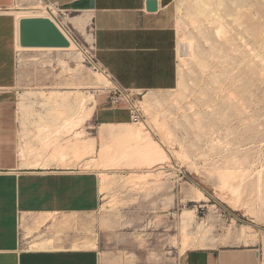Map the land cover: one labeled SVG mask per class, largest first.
Returning <instances> with one entry per match:
<instances>
[{
    "label": "rangeland",
    "instance_id": "1",
    "mask_svg": "<svg viewBox=\"0 0 264 264\" xmlns=\"http://www.w3.org/2000/svg\"><path fill=\"white\" fill-rule=\"evenodd\" d=\"M34 2L35 0H32V3L36 5ZM247 3V38L250 50H255L251 51V57H249L250 63L253 65L249 63L246 84L241 87V84L235 83L234 87L232 86L233 91L231 88L228 89L233 94V96L230 94L232 98L230 96L231 99L224 100V102L213 97V92L219 86L218 82L222 80L215 63L217 59L214 61L216 57L212 47H215L217 42L213 32L206 31V36L203 37L198 32L192 31L190 27L178 28L179 9L182 6L178 0H174L172 3L176 52L178 37L185 34L196 42H193V52L191 50L193 58L196 60L194 61L199 62L198 64L202 67L205 64V67L208 68L206 67V70L204 67L202 72H198L196 66H191L195 84L193 91L191 92L188 88L187 92L184 87L179 89L180 69L176 53V88L169 92L154 93L163 104L162 113L164 116L166 115L164 127H154L151 124V117L144 112L142 107L144 125L148 126L152 138L158 143L160 142L165 152H168L169 163H165L160 169L164 172L160 179L165 182L167 189L158 191L153 180H139L140 182L137 181L134 184L130 177L134 171L144 169H129L128 166L123 165L117 170H110V175L115 176L112 175L114 181L110 184L112 185L111 189L108 188L104 196L99 194L98 210L89 216L76 218L75 224L78 230H75L74 234L78 239L83 238V241L96 239V251L99 254L100 264H178L181 254L191 250H201L192 248L178 254L181 252L180 213L185 209H195L197 221L206 220L208 217L212 218L211 236L214 238V246L203 250L258 249V264H262L264 255L261 245V239L264 236V182L262 184L256 182V172L264 168V0H247ZM77 36L84 58L79 66L65 52H21L20 62H18L19 81L14 91L15 97L17 98L18 94L25 89H43L45 91L77 89L82 93L93 94L96 105H109L112 85L107 88H99L95 84L94 74L100 72H96L88 62V58L92 55L91 46H88L78 34ZM206 40L210 44H206L208 43L205 42ZM183 52L189 53V48ZM66 63L70 68L69 72L67 67L65 69ZM182 80L190 86L191 83L186 76H183ZM237 88L238 91L234 92ZM201 90L204 92L202 98L205 96V99L201 98V102L197 101V104L193 97H198ZM144 95H139L137 99L142 101ZM181 95L183 96L181 97ZM184 96L188 97L184 99ZM180 98L182 99L179 100ZM183 101L191 102L193 110H191L192 108L181 109ZM46 102V99L35 101L32 105L33 111L27 110V107H20L18 110V113L28 117L25 118V121H31V117H35L32 121L37 132H40L42 125L44 126L42 124L41 128L38 127L40 124L38 122L39 115L44 120L47 119ZM242 103L245 107L243 108L241 105L242 110L246 111L239 109L238 105L240 106ZM57 109L58 107H53V111ZM192 112L198 116H194ZM198 112L204 121H201ZM246 112L247 114H245ZM238 113L244 114L242 116ZM182 115L186 116L185 119ZM193 116L196 118L195 120ZM52 124L54 130L58 132L60 121L57 117H53ZM131 124L133 125V123ZM140 125L143 124H134L133 126L140 127ZM90 127L87 129L89 134H85V136L95 139L98 134V126L92 123ZM53 134L55 135L54 132ZM37 135L40 134L37 133ZM56 136V142L59 138H61L60 141H64L65 137H68L67 135L65 137ZM54 143L46 149L52 147ZM96 146L98 148L99 144ZM85 158L88 159L90 156L78 159L81 161V169L84 168L83 170L97 175L100 186L99 170L86 169L82 165L85 164ZM80 163L78 162L77 166ZM242 163L245 165H241ZM152 170L154 168L148 171ZM217 170L221 172L228 170L229 173H234L232 178L227 179L224 183L220 180ZM127 179L131 182H128ZM198 190L207 198L204 200L205 202H194L197 199ZM110 198L112 200L109 201ZM186 200L188 201L185 202ZM245 227H249L251 230L244 238L229 236L230 232Z\"/></svg>",
    "mask_w": 264,
    "mask_h": 264
},
{
    "label": "crops",
    "instance_id": "2",
    "mask_svg": "<svg viewBox=\"0 0 264 264\" xmlns=\"http://www.w3.org/2000/svg\"><path fill=\"white\" fill-rule=\"evenodd\" d=\"M48 1L68 10L71 17L90 15L95 57L121 88L138 94L176 88L174 0ZM147 1L156 2V11L146 10ZM30 3L32 0H0V264H100L96 249L70 248L84 240L75 232L63 235L62 247L55 249L32 250L21 239L22 217L54 213L79 218L96 212L99 204L97 175L81 169V163L63 168L55 164L27 166L35 157L27 155V146L35 151L41 147L32 141L38 133L32 121L35 117L25 121L28 117L18 113L14 91L20 73L17 45L22 19L16 13L31 10ZM72 26L85 40L82 31ZM93 114L84 127L86 134L92 123L99 127L130 122L126 110L108 104H97ZM54 151V147L45 149L39 163L52 162ZM258 259V249H201L185 252L178 264H258Z\"/></svg>",
    "mask_w": 264,
    "mask_h": 264
},
{
    "label": "bare ground",
    "instance_id": "3",
    "mask_svg": "<svg viewBox=\"0 0 264 264\" xmlns=\"http://www.w3.org/2000/svg\"><path fill=\"white\" fill-rule=\"evenodd\" d=\"M178 1L182 6V8L180 7L181 9H179L180 17L177 23L178 28H182L184 26L190 27L192 31L198 32V34H201L203 37L206 36V31L213 32L217 42L215 47H212V50L214 51L216 57L214 58V61H216L215 59H217L215 63L216 66L218 67L219 75L222 78L220 82L217 81L219 83L218 84L219 86L217 90L213 92V97L214 98L217 97V99L223 100V102L224 100L231 99L233 94H231V92L228 89L231 88V91H233L232 86L234 87L235 83L241 84L242 85L241 87H243L246 84L245 80L250 63V58H249L251 57L250 53L255 51L254 49L250 50L251 48L249 46V42L247 38V32H248L247 0H178ZM35 4L36 5H34L33 3L29 4L31 10L17 12L16 13L17 18L21 19V18H30V17H43V18H49L51 20L53 19L50 16V14H48L43 8H41L37 3ZM67 22L79 28L82 31L83 35L85 36V40H84L85 43L88 46L90 45L92 47L93 34L91 35L87 30L88 26L90 25V15L87 13H82L79 14L78 16L74 15L73 17H69L67 19ZM59 29L61 30L60 27ZM61 32L68 42L67 47L23 48L18 44L17 45L18 62H20L19 58H21L20 56L21 52L58 51V52H65L74 61H76L77 66H79L80 62H82V59H84L81 48L78 45L79 43L77 44L75 41H73L62 30ZM203 39L205 40V38ZM193 42L194 40H192L189 36L182 34L181 36L178 37L177 52H176L177 60L179 63V69H180V76H179L180 80L178 82V87L179 89L180 88L182 89L184 87L186 88V91L189 88L191 92L193 91L192 89L195 86L194 78H193V68L191 66L193 65L196 66L198 68L197 69L198 72H202L203 68L205 67V64L204 67H202L200 64H198L199 62L196 63L195 62L196 60L193 58L194 55L191 53V50L193 48ZM205 42H208V40H206ZM206 44H210V42ZM188 48H189V53L186 52L184 53L183 51ZM210 55L212 56L213 54ZM195 58L197 57L195 56ZM251 64L253 65V63H250V65ZM66 67H67V63L65 65V69ZM206 67L204 69L207 70L208 67L207 68ZM68 69H70L69 66L67 67V70ZM260 73L262 74V72ZM183 76H186L188 78L189 83H191L190 84L191 88L189 85H186L183 82L182 80ZM94 79H95V84L99 88L100 87L107 88L111 86L110 80L102 73H95ZM207 79L209 78L207 77ZM212 80L214 81L213 78ZM202 91L203 90H201L200 95L198 92V95L201 97L199 96L193 97L195 98V100L194 99L193 100L196 101L197 104H198L197 101L201 102L202 99H205L204 98L205 96L202 98V95H204V92ZM235 91H238V88L237 90L235 89L234 92ZM187 95L189 96V94ZM182 96L183 95H181V97ZM188 96L186 97L184 96L185 98L184 97L183 98L186 99ZM235 96L234 98H236ZM39 99H46L47 101L45 104V107L48 108L46 113L47 119L44 120L41 117V115H39L40 120L38 122L40 124L38 125V127L41 128L42 124H44V126L42 125L40 132H38V134L40 135H35L32 141L39 144L41 149H39V151H35V149L33 150L30 144L27 146V155L30 157L35 155L34 162L28 163L27 166L37 167V166H49L51 164H55V166L57 165L62 168L75 167L77 166L78 162L79 163L81 162L78 159L83 158L85 156H90V158H88L87 161H84L85 164L82 165H84L86 169L99 170L100 172L99 175L101 177L99 194H102V196L105 195L106 190L112 186L110 184H112L114 181L113 180L114 175L113 174H112L113 176L110 175L111 174L110 170L111 171L114 169L117 170L120 168V166L123 165L128 166L129 169L138 168L139 170L141 169L146 170V172H143L144 170L136 171V172L134 171L132 177H130V180H132L134 184H136V182L139 180L142 181L153 180L156 183L155 185L157 186L156 188L158 191H162V190L164 191L165 189H167L165 182H162V180L160 179V177L163 176L164 173L160 169L163 168L162 165H164L165 163H169V158L167 156L168 152L167 153L165 152L160 142L158 143L152 138L150 133L151 131L149 130L148 126L143 124L140 125V127H135L133 126L134 124L132 125L131 123L101 124L98 127V134L96 138L95 139L88 138L85 136L86 133L84 131V127L88 125V123L91 121L92 115H95L93 113L95 110L96 99L93 94L82 93L77 89L51 90V91H45L43 89H25L22 91V93L18 94L17 110H19L20 107H27V110L30 109L33 111L32 105L35 103V101ZM181 99L182 98H180L179 100ZM184 101L183 103H181V109L184 108L191 109L192 108L191 105L193 106V104H191V102H184ZM176 103L177 102L175 101V104ZM177 104L176 106L178 107ZM243 104L244 103L240 104V106L238 105V107L239 109H241V111H246L244 109L242 110ZM140 105H142L141 108L142 107L144 108V112H146V114H148L151 117L152 120L151 124L154 127L156 128L164 127L165 125L164 118L166 115L164 116L163 115L164 113H162V111L164 110L163 104L161 100L154 95L153 92H149L145 94L143 96L142 101H140ZM54 106L58 107L56 111H53ZM193 108L191 110H193ZM209 109L208 111H210ZM212 111L213 110H211V112ZM34 112L37 113L36 111ZM192 113L194 115V112ZM238 114L240 115L242 113H238ZM245 114H247V112ZM182 116L184 117V115ZM194 116H198V114ZM194 116L193 118L195 120L196 118ZM53 117H57L60 121L58 132H56V130H54L53 128V124H52ZM160 117H162L161 120ZM199 118H200V113H199ZM202 120L203 119H201V121ZM198 121L200 122L199 119ZM53 132L55 133V135L53 134ZM56 135H58V137H65L67 135L68 137H65L66 140L63 139L64 141H60L59 139L61 138H59L58 141L56 142L55 141L57 138ZM53 142L55 143L53 144L52 147L55 148L54 152L56 155L54 156L52 162L45 161L46 163L45 162H43L42 164L39 163V161L42 159L41 156L43 155L42 154L43 151ZM97 144H99L98 148L96 146ZM21 156L22 157L25 156L24 151L21 153ZM73 158H75V160H72ZM233 160L235 161L236 159ZM241 165H245V163H242ZM153 168L154 170L148 171ZM228 170L231 171V169ZM228 170L226 171L223 170L222 172L220 170H217L219 171L220 180H222L224 183L225 181H227V179L232 178L234 173V172L229 173ZM130 180L128 181L127 179L128 182H131ZM256 182H261V184L264 182V168L256 172ZM155 185L153 183V186ZM200 190L197 191L198 196L196 201H194L196 203L207 200V198ZM112 199L110 198L109 201ZM187 201L188 200H186L185 202ZM195 211H196L195 209H185L182 211V213H180L179 233L181 235V249H180L181 252H179L178 254L184 253L185 251L192 248L206 249L211 246H214L213 244L214 238L211 236V230H213L212 218L208 217L206 220L203 219L202 221H197ZM57 216L54 215V213L53 214L42 213L41 215H37L32 219H28L29 216L27 217V219L22 217L20 223L21 239L22 241L28 244L29 249L46 250V249L61 248L62 247L61 244L63 243L61 237L63 235L69 234L70 232H75V230L76 231L78 230L75 224L76 222L75 220L77 218L75 215L61 214V216L58 217ZM50 221L52 222V224L50 223L51 225L47 227V224ZM250 230L251 228L249 227L240 228L230 232L229 236L235 238H244L245 236H247ZM261 245H262V249L264 250V236L261 239ZM70 248L97 249V241L96 239H94L93 241L86 240L79 243L74 242ZM262 259H263L262 264H264V255Z\"/></svg>",
    "mask_w": 264,
    "mask_h": 264
},
{
    "label": "built area",
    "instance_id": "4",
    "mask_svg": "<svg viewBox=\"0 0 264 264\" xmlns=\"http://www.w3.org/2000/svg\"><path fill=\"white\" fill-rule=\"evenodd\" d=\"M35 2L43 8L53 18L51 21L53 24L69 36L73 41L78 44L79 38L75 28L67 22V19L71 17V13L68 10L62 9L55 4L50 3L48 0H35ZM61 28V30L59 29ZM87 30L92 35L91 25ZM62 33V32H61ZM79 45V44H78ZM92 55L88 58V62L92 67L104 74L111 82L112 94L109 97V105L114 109H124L129 114V120L133 124H145L144 114L140 105V101L137 97L141 94L130 92L121 88L107 73L105 68L97 61L93 48L91 47Z\"/></svg>",
    "mask_w": 264,
    "mask_h": 264
},
{
    "label": "water",
    "instance_id": "5",
    "mask_svg": "<svg viewBox=\"0 0 264 264\" xmlns=\"http://www.w3.org/2000/svg\"><path fill=\"white\" fill-rule=\"evenodd\" d=\"M156 9L155 1L146 2L148 12ZM19 45L23 48H64L68 42L49 18L30 17L19 21Z\"/></svg>",
    "mask_w": 264,
    "mask_h": 264
}]
</instances>
